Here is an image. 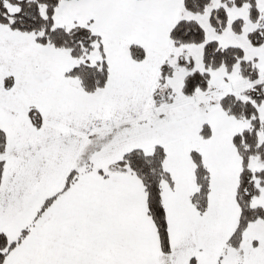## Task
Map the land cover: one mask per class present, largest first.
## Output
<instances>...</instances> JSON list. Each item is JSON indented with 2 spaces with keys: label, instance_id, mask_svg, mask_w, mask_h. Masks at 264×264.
<instances>
[{
  "label": "snow or ice",
  "instance_id": "snow-or-ice-1",
  "mask_svg": "<svg viewBox=\"0 0 264 264\" xmlns=\"http://www.w3.org/2000/svg\"><path fill=\"white\" fill-rule=\"evenodd\" d=\"M0 264H264V0H0Z\"/></svg>",
  "mask_w": 264,
  "mask_h": 264
}]
</instances>
